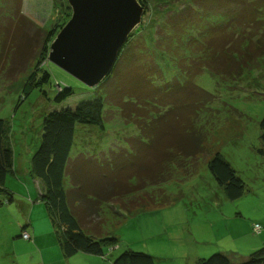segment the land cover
I'll use <instances>...</instances> for the list:
<instances>
[{
  "label": "rangeland",
  "instance_id": "rangeland-1",
  "mask_svg": "<svg viewBox=\"0 0 264 264\" xmlns=\"http://www.w3.org/2000/svg\"><path fill=\"white\" fill-rule=\"evenodd\" d=\"M140 1L145 3L146 11L126 49L132 46L131 53L142 49L158 61L165 80L170 81L179 75L174 54L184 52L179 53L178 47L174 52L159 48L156 40L162 38L159 41L168 45L169 32L162 29L166 22L170 28L177 27L174 24H180L182 13L190 8L194 11L195 5L192 0ZM71 14L67 0H0V25L9 24L12 33L0 51V119L6 122L5 141L14 153L13 170L7 176L4 191L0 190V264H113L127 249L151 255L155 264H196L198 259L215 253L247 257L264 247V154L260 152L263 143L259 127L264 118L261 58L256 69L239 80L225 82L207 71L198 75L195 83L210 95L209 100L193 108H202L195 119V130L199 133L201 129L205 138L203 151L189 169L190 175L179 169L175 179L148 187L145 195L154 201L148 200L129 214L118 202L102 204L98 216L86 205L85 214L88 210L90 214L86 225H94L96 235L114 237L117 242L104 256L84 252L71 258L64 255L61 234L41 201L35 183L38 178L31 175L30 163L40 144L43 119L48 112L73 108L101 94L102 88L84 85L44 55L47 32L58 33L59 26L62 28ZM47 71L49 82L41 88L34 87L28 97L20 100L24 87L41 80ZM61 87H71L74 94L56 103L54 97ZM105 111L108 123L115 125L109 124L105 130L78 125L71 158L84 152L93 160L104 162L102 154L108 156L112 146H124V137L139 136L138 127L134 122L125 123L116 107L105 105ZM188 138H192L191 133ZM217 152L247 185L243 196L236 200L227 199L209 172L208 162ZM76 206L81 217L84 204ZM255 224L261 226L260 232L254 231Z\"/></svg>",
  "mask_w": 264,
  "mask_h": 264
},
{
  "label": "trees",
  "instance_id": "trees-1",
  "mask_svg": "<svg viewBox=\"0 0 264 264\" xmlns=\"http://www.w3.org/2000/svg\"><path fill=\"white\" fill-rule=\"evenodd\" d=\"M140 2L145 6L143 1ZM192 2L194 11L190 8L183 12L180 24L179 21L174 24L177 27L170 28L166 22L162 28L171 34L168 33L170 43L164 45L159 41L162 38L156 40L159 48L174 52L178 47L179 53L180 50L184 52L174 54L179 75L166 81L158 61L142 49L131 53L132 46L126 49L128 40L124 46L126 51L121 50L111 73L97 86L102 88L101 96L98 94L96 98L81 101L73 108L50 111L43 119L40 144L32 155L30 167L32 174L42 182L41 201L45 202L57 225L61 247L68 258L79 252L104 256L117 242L114 237L96 235L94 225H86L90 219L89 210L85 214L86 205L92 207L95 216L102 204L118 202L129 214L137 206H145L148 200L154 201L145 195L148 187L175 179L179 169L186 172V176L190 175L192 170L189 169L195 165L197 154L203 151L205 138L201 129L199 133L195 130V119L202 108H193L203 100H209L207 96L210 95L197 86L196 77L207 71L225 82L239 80L251 74L259 64L258 60L264 58V0ZM3 25H0V51L2 43L12 36L9 24ZM15 29L19 30L18 27ZM54 33L57 32L48 31L45 36V56L49 54ZM124 51L127 54L123 56ZM50 78L47 71L41 80L27 84L20 100L28 97L34 87L47 84ZM73 94L71 87H61L54 102L61 103ZM105 105L116 107L118 116L125 123L134 122L142 134L124 137L126 146H112L108 156L102 154L104 162L93 160L92 155L83 151L71 158L78 125L101 130L109 124L115 125L106 120ZM259 127L263 143L260 152L264 154V118ZM5 130L6 122L0 119L2 191L14 166V153L5 141ZM190 133L191 139L188 138ZM208 169L227 199L243 196L246 183L221 153L214 154ZM136 194L143 196L136 198ZM82 204L85 208L80 211L81 218L76 205ZM113 264H155V260L151 255L127 249ZM196 264H264V247L238 261L226 254L215 253L198 259Z\"/></svg>",
  "mask_w": 264,
  "mask_h": 264
},
{
  "label": "water",
  "instance_id": "water-1",
  "mask_svg": "<svg viewBox=\"0 0 264 264\" xmlns=\"http://www.w3.org/2000/svg\"><path fill=\"white\" fill-rule=\"evenodd\" d=\"M72 14L49 46L48 60L95 88L111 73L146 11L140 0H67Z\"/></svg>",
  "mask_w": 264,
  "mask_h": 264
},
{
  "label": "crops",
  "instance_id": "crops-1",
  "mask_svg": "<svg viewBox=\"0 0 264 264\" xmlns=\"http://www.w3.org/2000/svg\"><path fill=\"white\" fill-rule=\"evenodd\" d=\"M31 173V175L33 176V174H32V172H30ZM35 183H36V185H37V188H38V194H39V196L41 197L42 196V194H43V185H42V182L40 181V180H38V179H36L35 180ZM39 183V184H38ZM226 255H228V254H226ZM231 255H233V254H231ZM231 255H228V256H230L231 257ZM246 256H234V257H231L233 260L235 259V260H240V259H243V258H245Z\"/></svg>",
  "mask_w": 264,
  "mask_h": 264
},
{
  "label": "built area",
  "instance_id": "built-area-1",
  "mask_svg": "<svg viewBox=\"0 0 264 264\" xmlns=\"http://www.w3.org/2000/svg\"><path fill=\"white\" fill-rule=\"evenodd\" d=\"M253 228L255 232H260L261 226L259 224H255ZM24 238H27V237H24Z\"/></svg>",
  "mask_w": 264,
  "mask_h": 264
}]
</instances>
